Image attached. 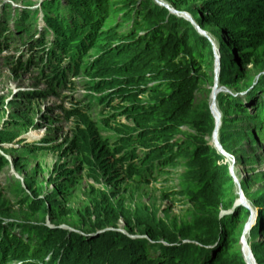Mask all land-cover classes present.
<instances>
[{"label":"rangeland","instance_id":"374dc122","mask_svg":"<svg viewBox=\"0 0 264 264\" xmlns=\"http://www.w3.org/2000/svg\"><path fill=\"white\" fill-rule=\"evenodd\" d=\"M0 1L18 7L27 1L24 10L8 13L1 7V38L13 16L22 22L29 18L27 8L30 1ZM210 1L215 0H187L185 4L176 6L169 0L103 1L99 6L103 16L96 21L97 15H90L88 23H91L90 28L94 31L83 43L78 64L70 74H65L67 64L52 58L61 56L59 49L54 55L49 54L50 58L48 56L46 60L41 59L42 55L30 53L29 59L38 63L18 61L20 55L29 52L21 41L0 49V219L47 229L45 241L37 248V252L41 253L39 260H47V254L51 250L55 253L60 247H82L83 241H79V245L74 242L81 238L91 239L101 230L147 239L145 231L140 232L135 224L138 222L146 226L150 220L163 221L179 238L182 232L187 234L189 237L182 241L196 242L198 238L193 236L195 230L190 229L192 219L201 214L211 215L215 207L204 199L203 207L199 208L200 204L192 200L195 194L188 188L196 189V186H193L189 177V155L180 151L183 147H193V136H198V133L191 122L201 109L210 114L213 129L201 139L197 138L215 152L217 166L224 168L232 180V203L240 199L249 211L239 226L238 241L234 248L240 251L247 264L245 251L247 246L250 247L253 263L259 264L251 248L250 230H245L248 221L254 222L252 228L257 220L258 206L253 200L264 198V124L255 106L260 98L257 90L264 85V39L260 45L246 50L253 52L251 62L232 67L227 77L229 84H222L221 57L218 52L217 62L216 50L221 43L220 33L225 38L227 35L224 30L227 28L224 23H206L210 15L205 7ZM138 8L143 12L131 23L132 14ZM145 11H155L156 17L162 12L163 17L175 16L184 21L186 25L179 29L183 37L185 31H192L196 35H199L197 29L204 32L205 38L200 37L208 41L209 51H205L201 43L193 45H198L197 48L191 47L199 62L197 67L184 53L164 58L157 54L161 60L151 61L150 68H153L148 69L144 79L138 84L129 82L131 72H126L122 63H126L132 53L120 55V50L126 42L124 36L138 32V23L141 24L139 31L148 32L156 27L152 26L154 22L150 23L144 17ZM180 13H184L183 17L175 15ZM153 19L163 26L164 21ZM87 29L88 24L77 29L70 40L76 39V42L84 38ZM162 30L165 34L164 27ZM21 34L27 35L24 30L15 32L8 27L6 39ZM28 40L30 42L33 39L30 37ZM72 44L73 41L67 39L64 46L70 50ZM29 49L34 53L47 52L45 48H34L32 44ZM113 50L114 53L111 52ZM70 52L64 57H68ZM76 52H80L77 46L72 53V61L77 57ZM165 58L169 60L162 61ZM51 61H57L58 64L52 65ZM164 71L172 73L167 78ZM184 73L186 84L194 88L193 93L186 96L188 112L184 116L171 112L167 117L173 116L176 119L173 122L162 112L157 118L161 119L163 126H171L169 134L172 138L169 141L177 140V145L173 146L176 157L168 165V170L140 184L132 181V170L121 173L113 182L92 170L87 163L90 160V147L85 146L88 140L91 142V134L106 139L108 136L114 139L127 136L135 126L132 119L134 114L145 115L144 109L134 107L142 103L150 105L157 98V102L165 98L170 100L178 88L177 84L173 87L172 82L178 81L177 77ZM122 79L129 80L123 83ZM183 85L180 81L179 87ZM248 90L253 92L248 94ZM229 92L232 95L238 93L247 103L253 100L247 104L250 119L225 103L224 94ZM261 102L264 105V101ZM260 109L264 119V107ZM147 112L151 113L148 109ZM216 113L218 123L214 115ZM161 122L154 124L160 125ZM214 130L216 141L225 154L218 151L216 141L212 140ZM65 172L70 177L63 181L61 175ZM50 194H55V200L49 199ZM243 235L245 242L242 240ZM65 237L68 238L65 244L55 245ZM90 246L94 248L95 245ZM73 253L76 254L75 251ZM261 256L264 264V248ZM9 257L19 262L32 260L10 254ZM55 257L54 254L51 259ZM1 264L7 263L2 261Z\"/></svg>","mask_w":264,"mask_h":264},{"label":"trees","instance_id":"16d2710c","mask_svg":"<svg viewBox=\"0 0 264 264\" xmlns=\"http://www.w3.org/2000/svg\"><path fill=\"white\" fill-rule=\"evenodd\" d=\"M103 1L105 0H65L62 3L65 20L70 24H77L82 14L81 10L84 9L87 11L88 20L90 15L94 14V16L97 15L96 21H99L103 16L102 11L99 9ZM169 1L176 6L185 4L187 0ZM57 2V0H54V5ZM205 9L210 15L208 21L205 20L206 23H224L227 28L224 30L225 35H227L225 38H223L222 32L220 33L221 43H219L218 52L221 57L220 82L228 85L230 81L227 80V77L232 67L250 63L253 52L246 50L260 45V41L264 39V0H215L206 3ZM142 12L139 8L135 10L132 20L135 21L136 16L142 14ZM155 14V11H145L144 13V17L149 19L150 23L154 22L152 26H156L152 31H142V33H139L141 24L138 23V32L124 36L126 42L120 50V55L132 53V57L130 56L131 58L126 63H122L125 66V71L131 72L130 80L124 79L125 82L128 80L130 83L138 84L141 82L146 72L149 71L151 61L153 59L156 61L161 60L157 54L163 55L164 58L166 56H174L177 53H184L191 59L192 65L197 67L199 62L197 61V56L191 51V47L197 48L201 43L203 49L209 51L207 47L208 41L194 32L185 31L184 37L180 35L179 29L181 26L184 27L186 25L183 23L184 21L179 20L175 16L163 17L162 12H160L158 17ZM151 15L154 16L151 17ZM153 18L155 20H162V22L164 21L163 26L159 22L154 21ZM214 18H217V21H213ZM163 27L165 34L162 30ZM80 28L81 26L77 27V29ZM85 41L86 37H84L81 44L77 45L78 51H82ZM194 44L198 45L193 46ZM114 51L111 52L114 53ZM168 60L169 58H165L162 61ZM164 72L167 78L172 73L169 71ZM177 78L179 80L172 82V85L174 87L177 84L178 88L174 91L170 100L165 98L157 102V98L150 105L142 103L134 107V109H144L145 115L142 113H138V115L134 114L132 119L135 126L132 133L129 134L132 140L131 143L118 139L111 146L108 139L98 137L95 133L91 134V142H88V140L85 146L90 147V151L88 152L90 160H87V163L92 170L98 171L109 181L113 182V180L120 177L121 173H129L132 170L136 174L146 161L153 158L160 159L168 153L171 154V158L165 157L163 159V166L166 167L173 163V157L175 156V148L173 146L177 145V140L173 142L169 141L172 138L169 134L171 126H163L160 121L161 119L157 120V118L161 112L165 117L170 116L171 112H176L177 116H184L188 112L185 105L186 96H190L194 88H190L189 84H186L185 73ZM180 81L184 85L179 87ZM259 87L257 91L260 98H258L255 106L257 107L258 117L264 124L260 109V107H264L261 102L264 101V85ZM251 92L253 90H248V94H251ZM224 96V101L229 108L243 112L247 119L251 118L247 104L253 100L247 103L241 96H234L230 93L224 94ZM251 99L254 98L252 97ZM147 109L151 113H148ZM197 114L198 116L196 115L191 123L195 127L194 129L198 133V136H193L194 142H191V146L193 145V147L190 149L183 147L180 153L189 155V161L187 162L189 173L191 174L189 177L192 180L193 186H196V189L188 188L191 193L195 194V198L192 200L195 204H200L199 208L203 207L202 201L204 199L209 200L212 206L215 207L211 215L206 216L201 214L192 219L190 229L195 230V235L193 236L197 237L198 240L196 242L182 241L181 239L189 236L182 232L181 238L177 237L161 220H150L145 224L146 226H142L137 222L135 228L140 232L145 231L150 240L155 242L163 240L167 244H163L162 242L151 243L144 238L135 239L129 237L127 234L102 231L95 234V237L91 239L81 238L75 242L72 240V243L74 242L75 245H79V241H83V246L76 248H71L70 245L67 246L62 252V256L65 254L62 258L64 264H245L240 251L237 248L235 249L234 245L238 241L239 226L242 220L248 216L249 211L245 207H238L232 214H225L219 217L221 209H229L232 205L231 192L233 182L228 176L227 171L217 166L218 159L215 152L198 140V138L201 139L200 137L209 134L213 129L210 114L207 113V110L201 109L197 111ZM153 115L155 118L152 117ZM167 119L170 122L176 120L173 116L167 117ZM154 122H161V124L155 125ZM76 142L75 140L74 144ZM135 144H142L144 148L149 149L146 160L141 161L136 156L133 158L132 156L119 158L122 153L128 151L129 148L127 147L129 145ZM133 159H136V164L129 163ZM68 177H70L68 172L61 175L63 181ZM135 178H132V181ZM49 199L55 200V194H50ZM253 203L258 206V214L255 225L250 229L251 248L257 262L262 264L263 257L261 256V252L264 248V198L255 199ZM11 225L3 226L0 219V261H13L10 260V254L17 255L20 258L37 259L39 261V263L25 262L23 264H44V261L38 259L41 253L37 252V248L45 241L47 229L43 226L32 228L19 224L17 225L18 228L26 226L30 228V231L23 232L19 230L17 233L15 231L16 228L11 227ZM67 241V237L63 240L61 238L55 245H62ZM214 243H216L214 246L207 247ZM90 245L95 246L92 248ZM68 259L69 262H65Z\"/></svg>","mask_w":264,"mask_h":264},{"label":"clouds","instance_id":"9594fccd","mask_svg":"<svg viewBox=\"0 0 264 264\" xmlns=\"http://www.w3.org/2000/svg\"><path fill=\"white\" fill-rule=\"evenodd\" d=\"M28 1H30L29 2L30 6L27 8V10L30 12L29 18L22 22V21H19L15 16L12 17L11 23L6 28H4L6 31L5 34L1 35L0 49L4 48L8 44L11 45L13 42L21 41L23 44V47L27 46V50L29 52L25 55H20L22 52V49H21V51L18 53L20 55V58L18 61H20V62L25 61L26 63H38V61H31L29 59L30 53H33L35 55L36 54L42 55L41 59L44 60L48 54H53L54 52H58V49H59L61 56H58V57L61 58V60L64 64H67V66L64 68L65 74L66 73L70 74L72 71L75 70V67L78 64L79 55L82 51L76 52L77 57L74 61L71 60V58L73 56L72 53L75 51V47L77 46V44H81V42L84 40V38H82V39H79L78 42L77 41L75 42L76 39L70 40V37L75 36V34L78 31L77 27H79V26L83 27L86 24H88V29L86 30V34L84 36V37H86V41L89 39L90 35L94 31V30H91V28H90L91 23H88L89 21L87 19V11L82 9L81 10L82 14L79 17V21L77 22V24H70L65 20V17L63 15L64 9L62 7V3H64L65 0H57L58 2L55 5H54V0H28ZM75 1H78V0H75ZM1 2L2 1H0V3ZM26 2L27 1L24 2L22 7H18L17 5L13 6L12 3L2 2L3 4H0V9H2L1 7H4V10L8 11V13L14 12V11H19V10H24L25 9L24 6H25ZM36 3H37V5L33 8V5H35ZM96 13H97V9H96ZM122 14H123V12H122ZM132 16H133V14H132ZM38 19H39V21H38ZM131 23H133V20L131 21ZM8 27L13 28L15 30V32H18L20 30H24L27 33V35L21 34L16 38L6 39ZM27 28L30 29L31 31H28ZM139 33H142V31H140ZM31 34H32V36H31ZM30 37H32L33 40L29 42L28 39ZM202 37H204V36H202ZM67 39L69 41H73V44L70 48V50H71L70 55L65 58L64 55L70 51V50H68L67 46H64V43ZM31 44L34 45V48L43 47L46 49L47 52H43V53L31 52L29 49V46ZM55 56H57V55H55ZM54 64H58V62L55 61L52 65H54ZM122 82L125 83V80L122 79ZM160 94L163 95L162 92H160ZM234 96H240V95L238 93H236V95H234ZM151 103H153V102H151ZM132 131H133V128H132ZM132 131L129 132L127 134V136H124V137L117 136V139H114L113 137L108 136L107 139L109 140V143L112 146L117 142L118 139L131 143L132 140H131V137L129 134H131ZM129 140H131V141H129ZM113 142H115V143L112 144ZM127 148H129L128 151L127 152L125 151L124 153H122L119 156V158L124 157V156H127V157L132 156V158H133L136 156V158L140 159L141 161L146 160L148 158L149 149L144 148L142 146V144H135V145H131V146L129 145V147H127ZM165 157L170 159L171 154L168 153L166 156L161 157L160 159L159 158H153L151 160L146 161L142 165V167L139 168V170L136 174H134L132 171L131 179L136 177L133 182L135 184H140V183L144 182L145 180L152 179L155 175L159 174L161 171H162V173H165L168 170V166H166V167L163 166V164H164L163 159H165ZM135 160L136 159H133L129 163H135L136 164L137 161H135ZM222 215H225V214H222ZM219 216H220V213H219ZM1 220H2L3 226H5V227L12 224L11 227H15L16 228L15 231L17 233L19 232V230L23 231V232L30 231V228H28L26 226H21L19 228L17 227V225L23 224V223H19L17 221H9L8 222L5 219H1ZM99 230H101V229H99ZM102 231H104V230L98 231L97 233L102 232ZM25 235H26V233H25ZM147 240L151 243L162 242L163 244H167L166 242L160 241V240L157 242L152 241L149 238H147ZM215 244L216 243H214V245ZM63 250H65L64 247H60L57 251H55V253H53L51 250L47 254L48 255V259H47L48 261L45 259L44 264H64V261L62 262V258L65 255L64 254L62 256ZM54 254L56 255V257H55V259L52 260L51 257H53ZM1 262H2V260L0 261V264H1ZM27 262L39 263V261L37 259H35V260L32 259V260L27 261ZM5 263H7V264H23L25 262L8 261Z\"/></svg>","mask_w":264,"mask_h":264},{"label":"water","instance_id":"95a60500","mask_svg":"<svg viewBox=\"0 0 264 264\" xmlns=\"http://www.w3.org/2000/svg\"><path fill=\"white\" fill-rule=\"evenodd\" d=\"M181 15H179V14H175L176 16H178V17H183V15H184V13H180ZM197 34H199L200 36H204L205 37V34H204V32L201 30V29H197ZM215 90H216V87L214 88ZM214 135V134H213ZM217 140V139H216ZM216 144H217V146H218V151L220 152V153H222V154H225V152L220 148V146H219V144H218V141H216ZM238 207H247L246 205H244V203L240 200V199H236V200H234L233 201V203H232V205H231V207L228 209V210H222V211H220V216L222 215V214H232L233 212H234V210L236 209V208H238ZM254 224V222H250V221H248L247 222V227H246V230H245V232L247 231V230H250V228H251V226ZM244 232V233H245ZM242 240H243V242H245V236L243 235L242 236ZM246 244V243H245ZM214 244H212V245H208L207 247H212ZM246 252H247V254H248V257H252V253H251V250H250V247H248L247 246V249H246ZM248 257H246L245 256V258H246V263L247 264H249L248 263ZM253 258V257H252ZM253 261V260H252Z\"/></svg>","mask_w":264,"mask_h":264},{"label":"bare ground","instance_id":"6f19581e","mask_svg":"<svg viewBox=\"0 0 264 264\" xmlns=\"http://www.w3.org/2000/svg\"><path fill=\"white\" fill-rule=\"evenodd\" d=\"M181 15V14H180ZM49 56V54L47 55V57ZM52 56V55H51ZM47 57H45V60L47 59ZM49 58H50V56H49ZM52 58L55 60V59H60L61 60V58L60 57H58V56H52ZM39 59V58H38ZM216 60H217V62L219 61V55H218V50H216ZM52 62V61H51ZM53 63V62H52ZM47 65V64H46ZM49 66V65H48ZM46 72V71H45ZM45 75V74H44ZM212 101V100H211ZM214 107V106H213ZM214 115H216V123H218V114L216 113V114H214ZM213 138H212V140L214 139L215 141H216V139H217V134L215 133V130L213 131ZM214 144V143H213ZM216 145V144H215ZM216 147H218L217 145H216ZM252 219V218H251ZM245 256L246 257H248V254H247V252L245 251ZM246 259V258H245ZM248 263L249 264H254L253 263V261H252V259L250 258V257H248Z\"/></svg>","mask_w":264,"mask_h":264}]
</instances>
